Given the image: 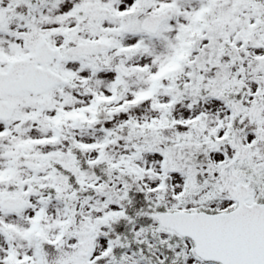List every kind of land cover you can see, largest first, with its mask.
<instances>
[{
    "label": "snow or ice",
    "instance_id": "obj_1",
    "mask_svg": "<svg viewBox=\"0 0 264 264\" xmlns=\"http://www.w3.org/2000/svg\"><path fill=\"white\" fill-rule=\"evenodd\" d=\"M0 264H264V0H0Z\"/></svg>",
    "mask_w": 264,
    "mask_h": 264
}]
</instances>
